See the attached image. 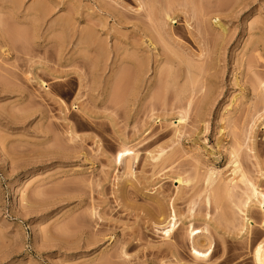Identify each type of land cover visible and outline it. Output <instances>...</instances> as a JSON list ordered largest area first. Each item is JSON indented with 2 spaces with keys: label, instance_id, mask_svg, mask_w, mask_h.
<instances>
[{
  "label": "rangeland",
  "instance_id": "obj_1",
  "mask_svg": "<svg viewBox=\"0 0 264 264\" xmlns=\"http://www.w3.org/2000/svg\"><path fill=\"white\" fill-rule=\"evenodd\" d=\"M237 168L264 191V0H0V264H256Z\"/></svg>",
  "mask_w": 264,
  "mask_h": 264
},
{
  "label": "bare ground",
  "instance_id": "obj_2",
  "mask_svg": "<svg viewBox=\"0 0 264 264\" xmlns=\"http://www.w3.org/2000/svg\"><path fill=\"white\" fill-rule=\"evenodd\" d=\"M179 11L174 8V4H170L168 7L163 6V10H162V14L158 16L157 18V23L160 25L161 22H167L169 23L171 26L177 24L175 22V20L177 19V15H178ZM150 20L153 23V26L155 28V31L157 32L159 37H164V34H166L167 36H170L169 31H164L163 29L160 28V26H157L155 24V22L152 20V17L149 16ZM187 22H189V20L187 19ZM155 24V25H154ZM162 27V25H161ZM173 28V27H172ZM220 28L222 30V34L226 33V28L220 24ZM192 35V33H190ZM181 59V58H180ZM147 75V67L145 65H141L140 67V79L139 81L142 83ZM196 82H193V87H196ZM41 86L44 89L48 88V85L45 82L41 83ZM185 117L180 118L179 120V124H182L183 122H185ZM135 155L133 150H125L124 152L119 153L116 157L117 160L120 164H122L124 162L125 159L129 160L130 157H133ZM231 157L233 159H238L239 158V151L237 149H233V151L231 152ZM234 176L236 177V179L240 180L243 183H248L251 187V193L248 196V201L244 204V209L245 212H249V209L251 207V205L253 204L254 200L256 199L258 201V205L262 208V210H264V191H260L259 187L254 184V183H249V181L246 180V176L245 174L240 170L239 168L234 169L233 170ZM215 172H212L210 175V178L208 180V182H212V177L215 175ZM261 177L264 178V171L261 172ZM178 180V185H182V184H190L193 181V177H189L188 179H183L181 177L177 178ZM212 196V194H210V197ZM176 212L174 211L173 214V219L172 221H170L168 223L169 227L168 229L165 231V235L171 240L174 238L176 232H175V228H176ZM246 224L243 228V230H246L247 233H249V227H250V219L246 218ZM174 221V222H173ZM208 231V230H207ZM190 237L193 240V242L195 243L194 247L192 248V256L195 260H200V261H205L209 258L208 252H203L199 247L200 245H205L206 243L208 244L210 242V238L208 236H204L203 232L200 230H195L192 229L190 232ZM204 239V243L201 242V244L198 242L202 241ZM212 245V243H211ZM170 251L173 254H176L173 251V246L171 247ZM255 262L256 264H264V242L261 243L255 252Z\"/></svg>",
  "mask_w": 264,
  "mask_h": 264
}]
</instances>
